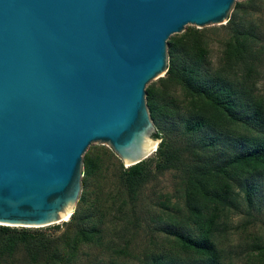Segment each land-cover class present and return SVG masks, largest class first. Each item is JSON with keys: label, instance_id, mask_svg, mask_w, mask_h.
<instances>
[{"label": "water", "instance_id": "1", "mask_svg": "<svg viewBox=\"0 0 264 264\" xmlns=\"http://www.w3.org/2000/svg\"><path fill=\"white\" fill-rule=\"evenodd\" d=\"M243 1L0 0V226L69 221L95 143L125 168L156 153L147 88L168 41Z\"/></svg>", "mask_w": 264, "mask_h": 264}, {"label": "trees", "instance_id": "2", "mask_svg": "<svg viewBox=\"0 0 264 264\" xmlns=\"http://www.w3.org/2000/svg\"><path fill=\"white\" fill-rule=\"evenodd\" d=\"M217 46L220 56L214 60ZM168 55L165 78L147 88L155 139L161 140L154 153L155 167L148 159L130 168L122 163L118 180L123 197L112 204H134L155 172L180 171L184 207L178 211L179 220L172 221L179 224L182 218V224L199 234L164 230L173 238L175 257L155 256L153 264H182L183 255L187 260L220 264L216 233L221 220L238 208L241 195L253 208L259 180L264 181V96L259 88L264 78L263 0L237 2L225 26L190 27L172 36ZM160 122L181 126L184 144L171 139ZM106 170L99 154L87 152L83 191L66 231L56 236L0 226V256L9 261L22 253L24 264H74L83 246L99 245L102 221L95 215L102 212L104 217V204L111 202ZM93 182L98 183L95 192L90 189ZM255 240L246 248V256L250 264H264V243Z\"/></svg>", "mask_w": 264, "mask_h": 264}, {"label": "rangeland", "instance_id": "3", "mask_svg": "<svg viewBox=\"0 0 264 264\" xmlns=\"http://www.w3.org/2000/svg\"><path fill=\"white\" fill-rule=\"evenodd\" d=\"M190 27L192 26H188L186 30ZM219 56L220 49L217 46L214 51V60H217ZM159 83L160 79L150 85H159ZM259 88L261 95L264 96V78ZM161 129H164L165 133L179 145L184 144L183 132L177 123H163ZM161 132L163 134V130ZM89 151L99 154L106 164V192L111 194V202L108 200L104 204V217L100 215L102 212H95L97 214L95 217L98 216L102 221L100 228L103 230V241L99 245L83 246L74 264H153L155 256L175 257L176 251L170 245L173 238L168 236L166 230H182L187 234H199L193 227L182 224L184 220L181 217L182 223L177 224L172 221L175 217L179 220L178 211L184 207L180 171L155 172L154 179L142 188L134 204L129 203L127 206L118 207L112 204V200L117 198L115 202L119 203L118 197H123L119 196L121 186L118 180L122 161L108 145L95 143L87 152ZM147 161H153L154 164L155 155L153 154ZM154 167L155 164L152 169ZM96 185L98 183L93 182L90 187L94 192ZM93 197L95 198V194ZM253 204V208H250L244 195H241L238 198V208L232 209L228 218L221 220L222 226L216 233L217 247L222 256L220 264H250L248 255L246 256V248L251 246L255 239L264 243V181L262 180H259V190L253 198ZM69 222L70 220L38 230L46 235L59 236L66 231ZM56 226H60V229L55 228ZM13 228L23 229L22 227ZM30 230L36 229L30 228ZM181 259L182 264H204L187 260L184 255ZM24 263L22 253H18L9 261L0 256V264Z\"/></svg>", "mask_w": 264, "mask_h": 264}, {"label": "bare ground", "instance_id": "4", "mask_svg": "<svg viewBox=\"0 0 264 264\" xmlns=\"http://www.w3.org/2000/svg\"><path fill=\"white\" fill-rule=\"evenodd\" d=\"M68 218H69V217H66V218H64V220H69Z\"/></svg>", "mask_w": 264, "mask_h": 264}]
</instances>
